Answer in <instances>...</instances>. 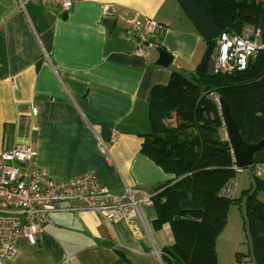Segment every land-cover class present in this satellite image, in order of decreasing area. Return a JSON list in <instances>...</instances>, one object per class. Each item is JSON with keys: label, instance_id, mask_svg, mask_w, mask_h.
<instances>
[{"label": "crops", "instance_id": "obj_1", "mask_svg": "<svg viewBox=\"0 0 264 264\" xmlns=\"http://www.w3.org/2000/svg\"><path fill=\"white\" fill-rule=\"evenodd\" d=\"M144 18L164 30L140 55L127 31ZM204 50L179 0H77L67 12L0 0V152L31 145L36 166L54 181L92 173L113 194L125 186L155 194L173 176L141 153L150 90L173 72L190 75ZM161 51L171 56L164 66ZM103 127L111 131L106 154L98 145ZM140 213L108 222L80 202L58 204L36 245L16 238V257L4 264H164L170 226L153 228V202ZM228 223L229 215L215 243L217 264L221 257L255 264Z\"/></svg>", "mask_w": 264, "mask_h": 264}, {"label": "trees", "instance_id": "obj_2", "mask_svg": "<svg viewBox=\"0 0 264 264\" xmlns=\"http://www.w3.org/2000/svg\"><path fill=\"white\" fill-rule=\"evenodd\" d=\"M205 10L221 33H259L264 45V0H190ZM217 39L205 42L194 71L185 77L173 72L164 85H154L148 96L150 131L141 153L173 176L153 196V228L169 224L173 244L162 250L164 264H217L215 243L224 230L231 205L244 200L249 256L264 264V181L238 198L224 188L235 178L231 148L224 138L219 106L223 98L242 139L250 145L264 140V50L250 58L244 70L209 76ZM253 163L264 164V144ZM239 261V259H238Z\"/></svg>", "mask_w": 264, "mask_h": 264}, {"label": "built area", "instance_id": "obj_3", "mask_svg": "<svg viewBox=\"0 0 264 264\" xmlns=\"http://www.w3.org/2000/svg\"><path fill=\"white\" fill-rule=\"evenodd\" d=\"M37 5L58 7L67 12L77 0H26ZM23 1L20 6L23 7ZM164 30V26L148 18L131 24L127 35L131 38L135 52L145 55L152 45L151 39ZM259 33L245 30L242 35L221 33L217 37V49L212 60L214 74L244 70L250 58L264 45L258 44ZM48 57V54L45 53ZM217 104L218 99L213 98ZM37 108H32L36 115ZM100 151L106 154L105 143L98 138ZM36 151L31 145H16L0 152V264L16 257L15 240L22 237L34 246L42 228L50 222V214L57 205L80 202L84 208L100 213L106 221L117 222L141 219V207L152 203L154 194L124 187L120 195L113 194L98 183L92 173L65 181L50 179L46 171L35 164ZM252 175L264 181V164L253 163ZM235 172L243 169L234 167ZM234 181V180H233ZM235 182L223 190L227 197L233 195Z\"/></svg>", "mask_w": 264, "mask_h": 264}, {"label": "water", "instance_id": "obj_4", "mask_svg": "<svg viewBox=\"0 0 264 264\" xmlns=\"http://www.w3.org/2000/svg\"><path fill=\"white\" fill-rule=\"evenodd\" d=\"M179 2L185 14L201 34L205 42L217 39L219 32L205 10L199 9L190 0H179ZM170 57V55L161 51L157 64L163 66L166 65L165 60ZM207 72L209 76H214L212 71V60L208 62ZM218 106L222 117L226 139L230 145L235 166L237 168L246 169L252 165L254 154L263 146L264 140L256 145L247 144L242 139L238 127L232 117L230 108L223 98L218 99ZM110 137L111 131L108 128L103 127L101 132L102 141L108 143Z\"/></svg>", "mask_w": 264, "mask_h": 264}, {"label": "rangeland", "instance_id": "obj_5", "mask_svg": "<svg viewBox=\"0 0 264 264\" xmlns=\"http://www.w3.org/2000/svg\"><path fill=\"white\" fill-rule=\"evenodd\" d=\"M201 53L203 51V48H201ZM185 77H189V73L183 74ZM234 181L236 182V187L234 191L233 198H238L240 196V193L242 191L253 189L254 187V178L252 175V172L249 168L244 169L241 172L235 173ZM260 200H264V194H260L258 197ZM229 229H233L234 227H237L238 229V237L243 241L242 248L240 250L245 253L246 245L249 244V234L246 229V219H245V207H244V200H242L241 206L237 205H231L229 209ZM249 246V245H248ZM245 255V254H244ZM237 256V255H236ZM221 264L223 263L222 257L220 259Z\"/></svg>", "mask_w": 264, "mask_h": 264}, {"label": "clouds", "instance_id": "obj_6", "mask_svg": "<svg viewBox=\"0 0 264 264\" xmlns=\"http://www.w3.org/2000/svg\"><path fill=\"white\" fill-rule=\"evenodd\" d=\"M224 138L226 139V135H225V131H224ZM226 141H227V139H226ZM234 160V159H233ZM253 164V163H252ZM234 167H236L235 166V163H234ZM248 168H250V167H248ZM241 169V168H240Z\"/></svg>", "mask_w": 264, "mask_h": 264}]
</instances>
